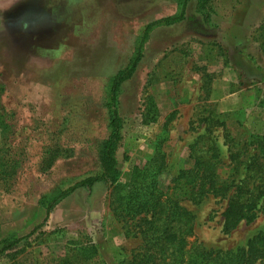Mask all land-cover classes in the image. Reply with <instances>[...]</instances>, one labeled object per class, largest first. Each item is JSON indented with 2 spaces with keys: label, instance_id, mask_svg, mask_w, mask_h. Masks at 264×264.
Instances as JSON below:
<instances>
[{
  "label": "rangeland",
  "instance_id": "rangeland-1",
  "mask_svg": "<svg viewBox=\"0 0 264 264\" xmlns=\"http://www.w3.org/2000/svg\"><path fill=\"white\" fill-rule=\"evenodd\" d=\"M181 1L0 0V249L19 240L0 254V264H58L69 249L92 246L98 256L88 264H126L139 251L133 224L114 218L109 185L70 190L102 173L99 151L109 136L112 83L138 54L146 28L179 16ZM249 4L187 0L183 18L149 33L118 94L121 184L161 148L166 167L160 187L172 195L173 180L193 166L196 143L201 151L213 145L222 178L244 179L251 162L259 172L250 186L263 178L264 154L256 141L264 137V90L256 88L244 100L240 94L226 106L211 99L214 77L228 66L224 41L238 38L234 31ZM253 34L263 42L264 23ZM233 83V90L248 84ZM208 118L223 121L235 139L237 167L223 129ZM178 197L195 216L191 241L206 247H245L264 231V208L253 223L225 235V200ZM258 204L264 205V196Z\"/></svg>",
  "mask_w": 264,
  "mask_h": 264
},
{
  "label": "trees",
  "instance_id": "trees-1",
  "mask_svg": "<svg viewBox=\"0 0 264 264\" xmlns=\"http://www.w3.org/2000/svg\"><path fill=\"white\" fill-rule=\"evenodd\" d=\"M186 1H181L182 12L179 16L158 21L146 28L138 54L115 77L108 105L109 136L99 151L102 173L82 181L70 191L79 187L91 188L99 182L110 186V208L114 218L124 224L131 222L135 232L134 238L141 241L139 251L126 264H264V231L249 239L245 247L226 250L206 247L203 243L191 241L195 236V216L181 205L178 199V196L182 195L196 203L207 197L225 200L222 231L225 235H230L243 222L253 223L258 218L257 212L264 208L263 204H258L264 196V170L258 185L250 186V181L259 172L251 167L253 162L249 164L248 175L244 179H224L218 172L219 157L213 145L201 151L196 150L199 144L196 143L190 150V157L194 162L192 168L179 173L173 180L174 193L168 195L169 187L163 190L159 181V177L165 172L166 153L158 148L144 167L134 168L130 182L121 184L118 181L120 171L115 155L122 140L121 119L117 112L120 87L135 72L140 62L142 45L149 33L157 25L183 18ZM201 11L207 17L210 16L206 8L202 7ZM208 121L211 125L223 129L225 142L229 144L230 161L237 167L241 154L235 150L236 141L230 139L226 124L219 119L208 118ZM256 142L264 154V137H257ZM235 175L236 172L233 176ZM55 204L56 201L48 205V212ZM18 243L19 240L1 243L3 246L0 254L11 250ZM97 256L98 250L94 246L72 248L58 264H88Z\"/></svg>",
  "mask_w": 264,
  "mask_h": 264
},
{
  "label": "crops",
  "instance_id": "crops-1",
  "mask_svg": "<svg viewBox=\"0 0 264 264\" xmlns=\"http://www.w3.org/2000/svg\"><path fill=\"white\" fill-rule=\"evenodd\" d=\"M245 12L239 29L234 27L238 38L224 41L229 54L228 66L212 82L211 99L222 106L227 105L224 102L238 99L240 94V99L244 100V96L256 88L264 90V41L254 38L253 34L254 29L264 23V0H250ZM237 80L248 84L231 89Z\"/></svg>",
  "mask_w": 264,
  "mask_h": 264
}]
</instances>
